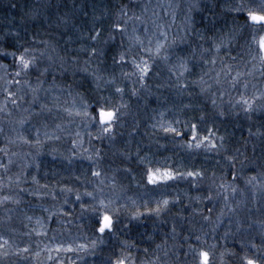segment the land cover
I'll list each match as a JSON object with an SVG mask.
<instances>
[{
	"label": "trees",
	"instance_id": "16d2710c",
	"mask_svg": "<svg viewBox=\"0 0 264 264\" xmlns=\"http://www.w3.org/2000/svg\"><path fill=\"white\" fill-rule=\"evenodd\" d=\"M145 1L147 0H49L54 14L45 21L44 16L37 20L30 18L34 6L43 0H0V43H14L16 47L21 44L29 46L34 50L31 54L37 57L39 68L52 65L55 69L52 74L40 79L44 82L56 80L58 82L55 83L69 91L70 95L83 96L91 112L97 111L99 105L96 101L101 100V96L108 92L116 95L107 88L108 81L115 78L114 86L123 89V100L127 105L124 112L126 119L135 128L133 136L126 139L127 143L115 137L111 144L107 143L104 147L105 151L102 150L103 147L101 149L96 146V150H101V155L97 156L95 151L92 152V160L97 162L92 164L102 163L103 167L113 168L117 165L120 168L118 180L109 188V193L112 192L111 188H116L117 194L123 195L114 206V215L116 220L120 218L124 222L123 227L122 223L120 227L115 224L112 233L100 237L95 231L93 213L82 205L85 208V212L83 208L80 209L82 224L86 230L84 235L87 243L95 249L93 258L86 259L89 264H103L109 257L115 259L113 253L121 242L131 244L133 249H137L135 252L144 257L148 243L151 242L147 240L148 237L159 244L176 243L177 256H172L171 260L160 258L158 262L172 261L173 264H180L178 261L185 256V251L194 255L189 249L191 245L197 250H208L211 264H238L237 257L244 255L240 250L241 242L248 246L253 243L258 247L264 246V100H254L251 88L246 95L253 99L250 102L253 105L252 111L245 113L242 101L244 83L248 87L256 84L255 79L264 83L262 63L259 59H252L258 52L259 35H263V32L256 34L254 42L253 30L241 27L245 16L234 11V6L241 3V0H193L197 1L199 9L193 8L188 16L195 22V31L190 32L188 25H183L178 31L167 30L168 43L159 55H143L139 46H134L133 55H138V59L143 55L153 65V70L144 87H141L135 77L132 78L134 83L129 85L121 75V68L113 64V56L118 58V52L125 49L117 47L120 45L117 38L111 48L104 41L111 35L118 19L120 23L127 19L119 17V7L127 5L128 14L132 16V10ZM157 1L155 5L159 4ZM243 2L248 3L246 0ZM62 18L67 22L61 23ZM179 20L181 17L178 19L180 25ZM212 21H215L214 26ZM94 27L103 29L100 42L95 46L105 48V56H89L92 42L86 37ZM12 33H18V38ZM34 37L37 43H33ZM40 41L48 43L46 45ZM213 41L223 44L219 54L214 51ZM165 56L169 59L165 60ZM213 56L216 57L215 65L211 63ZM73 57L78 59V63H72ZM178 57L189 62L190 71L185 72L182 77L179 75L183 69L179 67ZM48 61L50 64H47ZM62 61L67 68L66 74L60 70ZM204 61L208 63L205 64ZM0 64L15 71L11 57L0 60ZM1 69L3 68L0 71ZM237 73L241 75L233 82L232 78ZM24 76L22 74L21 78H25ZM27 76L37 81L35 72ZM0 77H5V73L1 72ZM24 83L21 80V85ZM181 83L187 84V88L180 89L178 85ZM4 86V79H0V87ZM2 92L3 88L0 97L4 98ZM4 103L5 100L2 99L0 104ZM44 105L46 108L43 112L40 108L33 112V122L41 120L35 115L36 112L49 113L47 108L53 106L56 110L55 104ZM160 111L165 112L167 124L184 133L182 137L165 133L163 129H148L153 115L156 116ZM58 113L57 110L54 111L55 119L60 118ZM6 120L5 113L0 112V202L6 200V203H0V239L6 238L24 248L33 242V238L27 236L23 225L25 216L21 211L35 205L26 194L40 193L35 186L43 189L44 185L35 184L36 175L33 176V182L30 181L32 174L29 169H20L19 163L14 162L6 175L4 156L14 155L12 148L18 145L13 138H6ZM192 123L198 125L199 138L209 136L217 144V149L203 145L199 149L187 147L192 135ZM210 129L214 135L210 136ZM23 137L27 138L29 144H36L26 148V151L49 153L48 148L39 149L41 141L36 143L28 130H25ZM207 143L205 141V145ZM221 143L223 147H220ZM237 149L244 152V156L253 163L245 161L242 166L239 161L244 160V156H238L233 169L228 157L236 155ZM130 154L131 157L128 156ZM149 168L183 173L199 171L202 175L195 181L185 177L158 183L149 188L151 192L145 193L141 187L147 181ZM95 170L100 171V165ZM221 184L225 187L221 188ZM27 188L31 189L24 192L23 189ZM136 189L141 191H135ZM20 191H23V197ZM5 197L8 199H4ZM165 199L169 201V205L157 216L151 210ZM18 202H22L21 205ZM147 204H150L149 222L145 225L147 228H140L131 218L135 213L145 211ZM67 206L68 203L65 208ZM62 207L57 209L62 210ZM209 209L212 211L209 212ZM205 216L209 219L205 220ZM130 221L129 227L125 228ZM234 222L236 223L233 224ZM174 224L175 233L172 231ZM197 236L200 237L199 241L196 240ZM93 239L96 240L95 245L90 243Z\"/></svg>",
	"mask_w": 264,
	"mask_h": 264
},
{
	"label": "rangeland",
	"instance_id": "374dc122",
	"mask_svg": "<svg viewBox=\"0 0 264 264\" xmlns=\"http://www.w3.org/2000/svg\"><path fill=\"white\" fill-rule=\"evenodd\" d=\"M155 1L147 0L141 6L132 10L135 15L141 16V20H128L125 26L127 31L123 36L117 34L116 38L119 44L122 43L125 49L122 51L127 52L129 59L134 56V51L132 50L134 46H139L140 51L141 47L145 49L151 47L153 49L151 55L156 54L155 45L158 41L164 44L165 47L168 43V37L165 40V37L161 36L160 33L163 31L167 36V30L171 29L173 31L175 29L178 31L183 25L189 26V11L191 9L192 12V4L197 3V1L193 0H158L159 4L155 5ZM246 1L249 2V0ZM146 6L147 12L144 11ZM180 17L181 20L179 21L181 22L179 25L178 19ZM262 32L264 35V31ZM136 37H139V40ZM149 40L152 42L151 45H149ZM142 54L149 55L147 52ZM135 56L136 58L138 57V55ZM48 62L47 64H50V61ZM126 69L127 71H132L131 64H128L123 70ZM1 70L0 73H5L3 69ZM24 77H20V80L24 82L30 81L32 87L36 86L34 79L27 75ZM132 78L127 79L129 85L134 83ZM250 80H252V77H250ZM55 81L47 80L43 83L38 93V101L35 104L32 103L33 93L27 84L24 83V85L17 86L21 88L19 95L23 96V100L20 101L19 107L13 106L9 102L3 111L7 117L5 123L6 138H13L18 144L15 148H12L16 156L11 154L4 156L6 175L9 174L14 162L19 163L18 167L20 169H29L28 171L32 174L30 181L33 182V176L36 175L35 184L43 183L44 187L40 189L35 186L41 194L39 192L26 194L35 202V205L32 207L28 206L21 211L22 215L25 216L23 219L24 229L27 232V236L33 238V242L31 241L27 247L23 248L18 246L20 244H14V242L1 237L0 245H3V247L0 248V264H89L87 260L93 258L92 253L94 254L95 249H92L87 243V237L84 235L86 230L82 224L80 209L84 205L85 208L87 207L90 210L92 205H98L101 200L105 203L112 201L111 207L114 208L123 196L117 194L118 189L116 188H111L112 192L109 193V188L118 180L117 173L121 172L117 165L116 168L103 167L101 163L99 164L101 175L99 177L92 176V171L99 165L92 164L87 158L89 156L92 157V152H96V146L102 149L109 143L108 140L102 142L96 138L99 132L97 127L99 122L96 116L98 111L91 112L88 106L89 116L87 118L84 117L82 114L83 105L86 104L84 97L81 95H70L69 91L57 85ZM255 82L254 86H244L242 101L243 99H250L246 93L251 88L254 89H252L254 100H264V83L259 80L257 82L256 79ZM249 83L253 84L251 81ZM106 85L116 95H111L109 94L111 92H108L100 98L103 97L104 100L108 101L110 107L116 106L120 109L119 120L114 125V140L115 137H118L121 138L123 143H127L126 139L132 138L135 128L126 119L124 110L127 105L123 100L124 94L116 93L115 88L117 86H114V84L107 82ZM2 88L0 87V94ZM12 90L16 91V87ZM2 94L4 95L3 92ZM2 99L5 100V96L4 98L0 97V101ZM253 99L248 101L251 102ZM43 103L55 104L60 118H54V111L56 110L53 109V106L47 108L49 113H41L39 115L41 120H44L42 123H40L41 120L38 121L39 123L33 122L31 119L33 112H35V109H39ZM0 106L3 105L0 104ZM25 109L28 111H25ZM77 112H81V115H77ZM165 115V112L162 111L156 116L153 115L148 129L158 130L162 129L161 125L168 126L169 124L164 118ZM70 121H72V124ZM154 125L155 127H153ZM128 128L131 130L128 131ZM25 130L31 133L34 141L37 139L41 141L40 150L48 148L50 150L49 153L41 151L38 154V152L31 153L26 151V148H31L36 146V144L25 143V140H27V138L23 137ZM102 150L105 151L106 148ZM26 152L29 153L27 154ZM131 155L128 156L131 157ZM126 161L129 160L127 159ZM140 161L142 162V159ZM101 162H103V156H101ZM110 171H113V173H110ZM143 185L144 187L141 188L144 189L145 193L152 191L149 188L157 186L149 185L147 181H144ZM29 189L31 188L23 189V191L25 192V190ZM68 189H71V191L69 192ZM135 191L141 190L136 189ZM22 192L20 191L21 197H23ZM87 193H92V196L87 195ZM77 195H80V201L76 200ZM0 203H6V200ZM19 203L18 205H21L22 202ZM66 203H68V206L65 208ZM61 207L63 208L62 210L57 209ZM149 207L150 204H147L146 210L141 211L140 218L135 220L140 228L141 226L145 227L149 222ZM85 208H83V212H85ZM123 222V219L118 218L116 226L120 227L119 225L122 223L121 226L123 227ZM147 240L151 242L148 243L144 257H140L138 252H135L137 249H133L131 244H124L123 242H121L122 244L118 243L119 248L115 249L113 255L115 258H125L127 264H173L172 261L166 263L158 262V259L170 258L171 260L172 256H177L175 242L173 244H159L150 237ZM93 241L96 240L93 239L90 243L93 244ZM81 245L84 247L82 248ZM25 248L28 249L27 252L22 251ZM4 252H7V255H3ZM193 256L190 252L185 251V256L178 262L180 264H194Z\"/></svg>",
	"mask_w": 264,
	"mask_h": 264
},
{
	"label": "snow or ice",
	"instance_id": "6c2138e0",
	"mask_svg": "<svg viewBox=\"0 0 264 264\" xmlns=\"http://www.w3.org/2000/svg\"><path fill=\"white\" fill-rule=\"evenodd\" d=\"M15 7V5H13ZM191 8L199 9L198 3H193ZM147 6L145 7V12H147ZM191 11V9H190ZM234 11L237 13H242L245 16V22L244 25H242V28H250L253 30V41L255 42V36L258 32L264 31V0H249L247 4L241 0V3L234 6ZM119 17L127 18L124 19L123 23L118 21L115 23L114 27L112 28L111 35L108 37L107 40L104 41L105 45H107L109 48H111L112 45H115L116 43V37L117 34H120L123 36V34L127 31L126 24L128 20L135 19L137 21L141 20V16L135 15L133 13L132 16H129L128 14V6H122L118 9ZM209 12H212L211 9H209ZM54 14L52 12V4L49 2V0H43L42 3L36 4L34 8L32 9V12L30 14V18L33 20L39 19L41 16L45 17V21H47L48 16ZM215 15V13H212ZM189 20V30L190 32H194V20L191 16L188 17ZM61 23H66L67 21L63 18L60 21ZM214 26L215 21L211 22ZM135 31V30H133ZM103 29L99 28H93L89 31L86 39H89L92 42L91 52L89 53L90 57H97V56H105L107 54L105 48H97L95 45L100 42V38L102 35ZM13 36L18 38V33H12ZM161 36L165 37V40H167V36L165 32L160 33ZM137 40H139V37H136ZM5 40H7V37H5ZM38 41L35 40V37L33 38V43H37ZM40 43H45L47 45V41H40ZM151 40H149V45H151ZM175 43V42H173ZM223 46L222 43L217 44L215 41H213V48L216 54H219L221 47ZM118 48L123 49V44L117 45ZM11 48V50H9ZM164 48V44L160 43L159 41L155 45V53L156 55H159L161 50ZM32 50L29 46H25L23 44L19 45V47H16L14 43H0V60H7L9 57H11L12 61L14 62L15 71L12 72L9 70L8 66L4 64H0V68H3L6 77H0V79H4L5 86L3 87V93L5 96V103L3 106H0V112H3L4 109L7 107V104L10 102L13 106L19 107L20 101L23 100V96L19 95L21 92V88L17 87L21 85L20 77L22 74L24 75H30L33 72H35L37 76L36 86L32 87L30 81H25V84H27L30 91L33 93V101L32 103L35 104L38 101V93L42 88V85L44 83V80L40 79L42 76H47L52 74L55 69L52 67V65L46 66L43 69L38 67V61L37 57L31 52ZM195 51V50H193ZM207 51V50H205ZM147 52L149 55L152 54L153 49L151 47L145 49L141 47V53ZM43 55V53H41ZM51 59V57H49ZM165 60L169 59L168 56L164 57ZM179 59V67L183 69V71L180 72V76L182 77L185 72H189L190 69L188 67V60L183 57H178ZM235 59V57H233ZM253 60L259 59L261 63H264V35H259V41H258V52L252 56ZM72 63H78V59L76 57L72 58ZM87 63V62H86ZM205 64L208 63V61H204ZM211 63L215 65L216 63V57L213 56V59L211 60ZM113 64L115 66H118L121 68V75L126 78H132L135 77L136 80L140 83L141 87H144L146 85L147 78L151 74L153 70V65L149 63L148 59H145L143 55L140 56L139 59L136 58V56H133L131 59H129L127 52L125 51H119L118 52V58L117 56H113ZM131 64L132 71H124L123 69L128 65ZM61 72L63 74L67 73V68L64 67V62L61 63ZM87 71V69H85ZM173 75H176L175 72H173ZM241 75V73H237L236 77H233V82H235L238 77ZM98 79V78H97ZM109 84H115V78L108 81ZM187 84H179L178 87L180 89L187 88ZM16 87V91H13L12 89ZM245 87H247V84H245ZM116 93L122 94L123 89L119 86L115 88ZM136 94V90H133V95ZM96 103L99 105V107L96 109L99 114V123L97 125L99 132L97 135V139H100L102 142L104 140H108L111 144L114 140V125L119 120L120 117V109L116 106H109L108 101L104 100L103 97L101 100L96 101ZM213 104H215V100H213ZM243 111L245 113H248L252 111L253 105L247 100L243 99ZM46 108V105L41 104L40 109L41 112ZM88 105H83V111L82 114L84 117H88L89 113L87 111ZM25 111H28L25 109ZM41 112H36L35 115L39 116L41 115ZM77 115H81V112H77ZM23 123V121H21ZM179 123V121H177ZM155 127V125L153 126ZM163 131L165 133H173L176 137H182L184 133L181 130H178L176 127L169 124L168 126L161 125ZM191 130V137L189 140V143L187 147L189 149L196 148L199 149L203 146L208 147L210 146L211 149L215 150L217 149V144L210 140L209 136H205L203 138H199L198 136V125L196 123H192L190 125ZM38 134V130H37ZM209 134L214 135L212 130H209ZM223 140V137L220 138ZM205 141H207V145H205ZM25 143H28L27 140H25ZM36 143H40L39 139L36 140ZM220 147H223V144L221 143ZM253 152H255V146H253ZM97 156L101 155V150H96ZM236 155H233L231 157H228L229 162L232 166V168H235V164L237 162L238 156H244V152H241L239 149L236 150ZM90 162L95 163V161H92V157L89 156L87 158ZM245 161H248L249 164L253 163V161L249 160L247 156H244V160L239 161V163L243 166L245 164ZM2 166V165H0ZM91 166V164H90ZM101 175L100 171L93 170L92 176L99 177ZM201 173L199 171H187L186 173L179 172V171H172V170H161L160 168L152 169L149 168L147 170V183L149 185H157L158 183L167 182L176 180L177 178H192L193 181L197 180L201 177ZM236 179L235 173L233 174V180ZM252 179H255L253 177ZM195 187V184L193 185ZM221 188H224L225 185L221 184ZM70 192L71 189H68ZM87 195L92 196V193H87ZM211 199V196L208 197ZM4 199H8V197H5ZM81 197L80 195L76 196V200L80 201ZM112 201H108L105 203L103 200L99 202L98 205L94 204L91 206L90 211L93 213V223L95 225V231L100 234V237H103L104 235L108 233H112L113 229L115 227V224L117 222L116 217L114 215V209L111 207ZM169 205V201L167 199L163 200L162 202L157 203V207L155 209H152L151 211L154 212L157 216H159L163 211L166 210L167 206ZM212 210L209 209V212ZM141 216L140 213H135L131 219L136 220L139 219ZM205 220L209 219V217L205 216ZM125 225V228H128L130 225ZM173 233L176 231L175 224L172 228ZM196 240L199 241L200 237L197 236ZM100 242L102 243L103 240L101 239ZM7 243V241H5ZM96 241H93V244H95ZM3 245H0V248H2ZM83 248L84 246L81 245ZM159 247V246H158ZM247 248V251L245 249ZM189 249L192 253H194L193 261L194 264H211L210 262V252L208 250L200 249L197 250L195 247H192L189 245ZM240 250L244 252V255H240L237 257L238 264H264V246L258 247L256 244H251L250 246L245 245L243 242H241ZM255 250V251H252ZM23 252H27L28 249L25 248L22 250ZM251 252V254H249ZM3 255H7V252H4ZM103 264H127V261L125 258L117 257L115 259H112L111 257L107 258Z\"/></svg>",
	"mask_w": 264,
	"mask_h": 264
},
{
	"label": "water",
	"instance_id": "95a60500",
	"mask_svg": "<svg viewBox=\"0 0 264 264\" xmlns=\"http://www.w3.org/2000/svg\"><path fill=\"white\" fill-rule=\"evenodd\" d=\"M262 70H263V74H264V63H262ZM97 120L99 122V114H97Z\"/></svg>",
	"mask_w": 264,
	"mask_h": 264
}]
</instances>
